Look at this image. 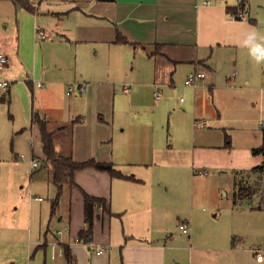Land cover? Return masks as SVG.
<instances>
[{"label":"crops","instance_id":"crops-1","mask_svg":"<svg viewBox=\"0 0 264 264\" xmlns=\"http://www.w3.org/2000/svg\"><path fill=\"white\" fill-rule=\"evenodd\" d=\"M27 1L31 10L12 0H0V53L7 58L0 68V81L9 83L8 91L0 88V103L9 99L14 114L15 99L26 100L24 126L30 132L28 157L32 158L29 175H18L22 167L18 159L25 157H19L15 145L7 153L1 148L4 128L0 124V238L15 233L19 224L15 216L18 207L13 205L24 198L15 188L17 182H28L29 193L37 191L45 180L34 171L43 165L49 171L48 183L53 184L52 168L44 162L41 129L34 119L37 115L47 130L55 133L58 152L70 154L76 163H111L134 180L92 167L76 170L73 183L63 185L58 206L53 209L51 204L44 239L32 240L27 247L25 264H68L63 247L69 248L74 264H264L262 208L237 206V181L230 205L211 213L219 219L225 211L219 223L198 208L194 196L187 215L180 218L179 201L147 179V160H153L163 146L156 115L152 122L144 116L148 100L157 110L163 102L162 89L173 87L174 76L180 71L184 80L205 73L211 91L216 75L209 63L214 53L211 45H223L219 36L228 46L241 40V34H217L212 23L217 19L222 28L248 27L245 18L237 22L226 11L243 5L246 17L245 3L230 7L222 5L223 0L210 6L199 5V0ZM117 34L127 43L115 42ZM43 83L48 86L45 90L55 85L86 86L84 93L74 95L77 98L69 102L68 111L64 110L68 120L53 128L44 114L34 109L36 90ZM185 87L194 92L200 88ZM26 127L13 129L19 139ZM33 160L38 161L36 168ZM53 192L54 199V184ZM84 194L104 199L107 208L94 209L88 241L79 236L86 227ZM33 199L43 200L40 196ZM242 220L251 226L238 233ZM182 221L189 223L187 234L179 230ZM41 222V215L30 210V227L38 225L41 232ZM12 258L10 252L8 260ZM8 260L0 256V264H10Z\"/></svg>","mask_w":264,"mask_h":264},{"label":"rangeland","instance_id":"rangeland-1","mask_svg":"<svg viewBox=\"0 0 264 264\" xmlns=\"http://www.w3.org/2000/svg\"><path fill=\"white\" fill-rule=\"evenodd\" d=\"M223 2L222 5L230 7L244 2L247 9L244 22L256 26L264 33V0ZM213 25L217 34L223 32L241 34L247 30V27L238 24L231 27L224 25L222 28L217 19L212 23V28ZM219 40L223 45L216 47L217 45L212 44L214 53L209 59V63L216 69L212 90H209L208 77L196 92L186 88L183 85L184 75L180 71L174 76L175 85L170 89H162L163 102L157 110L148 100L144 116L148 122H152L151 118L154 120L156 115L159 138L162 136L163 140L161 150L156 152L153 160H147L150 163L148 182L158 186L166 196L179 201L180 218L189 211V202L194 196L198 208L206 211L211 220L220 223L224 220L225 211L221 210L222 218L219 219L213 218L211 213L230 205L234 199L233 184L236 181L244 194L254 192L252 196L235 197L237 206L240 205L242 208L261 206L262 210L259 212L264 215V171L258 169L248 175L252 171L250 169L264 162V154L252 153V149L260 146L264 130V66H255L248 55V50L240 47L239 43L228 46L224 44L221 36ZM46 88L48 86L46 87L44 83L37 90L35 88L34 109L40 115L44 114L49 126L53 128L62 120H68L69 116H66L64 110L68 111L69 102L77 98L74 96L77 94L74 92L67 96L65 94L67 86L64 88V85H55L45 90ZM25 102L23 98L20 102L15 99L14 114L11 105L9 106V99L0 103V124L4 128L1 148L7 153L15 145L14 149L19 157L21 155L25 157L22 160L18 159L22 165L18 175L22 176H28L32 171L29 165L31 155L28 157L30 132L28 126H24ZM198 121L204 125H198L196 123ZM196 125L198 127H195ZM23 127H26L24 128L26 130L23 138L19 139L21 137L17 132L14 133L13 129ZM227 138L230 145H227ZM34 172L45 180L44 185L37 191L32 190L29 193L26 185L28 182H17L15 188L18 193L22 192L24 198L23 202L18 201V205L16 203L13 205L18 207L15 216L16 224H19L15 233L0 238V256L3 255L4 260H8L11 252L13 258L8 260L10 264L15 260L18 263H26L28 259L26 249L32 240L39 237L44 239L46 229L44 222L48 221V215L51 213L54 192L53 184L47 181L49 171L42 165ZM21 186L23 188H20ZM37 196L43 200H34L33 198ZM14 207L11 209L14 210ZM30 210L34 215L38 213L41 215V232H38V225L30 227L28 224ZM250 226L244 225L242 220V226L237 232L244 233ZM52 228L53 222L50 224V229Z\"/></svg>","mask_w":264,"mask_h":264},{"label":"trees","instance_id":"trees-1","mask_svg":"<svg viewBox=\"0 0 264 264\" xmlns=\"http://www.w3.org/2000/svg\"><path fill=\"white\" fill-rule=\"evenodd\" d=\"M15 4L20 5L24 7L27 10H31V6L29 5L27 0H12ZM98 2H114L115 0H96ZM244 6L240 5L237 10L235 8H227L226 11L228 14H231L234 16L239 10H243ZM236 19V18H235ZM115 42L117 43H127V40L123 38L121 35L117 34V37L115 39ZM159 47V46H157ZM35 121L39 123L40 129H41V138L43 143V153L46 156L45 163H49L50 167L52 168V182L55 185L57 189L56 197L52 200V208H56L59 203V199L62 194L63 185L65 183L71 185L73 183V173L76 170L84 169L87 167H92L99 171H106L111 176L118 177V178H124V179H130L134 180L133 177L125 176L121 174L119 171H117L114 166L111 163H100L93 160L76 163L72 160L70 154H62L58 152L55 149V142H54V136L55 133L49 132L46 128V124L43 121V119H40L39 116L35 115ZM75 123V120H73L69 126H72ZM66 129V126L60 128ZM59 129V130H60ZM229 140L228 138L226 139ZM252 153L254 154H264V130L262 132V142L260 146L252 149ZM261 169L264 171V162L262 165H259L257 167H254L253 170ZM242 188H238L236 191L237 197H243V196H252L254 192H248L244 194ZM96 207H100L103 210H107L106 208V201L101 198L91 197L87 194H84V218L86 222V227L84 230H82L79 234L80 239H83L84 241H88L90 239V236L92 234V228H93V213L94 209ZM63 254L67 260L68 264H74V259L69 251L68 247H63Z\"/></svg>","mask_w":264,"mask_h":264},{"label":"built area","instance_id":"built-area-1","mask_svg":"<svg viewBox=\"0 0 264 264\" xmlns=\"http://www.w3.org/2000/svg\"><path fill=\"white\" fill-rule=\"evenodd\" d=\"M221 0H199V5L201 6H210L214 2H220ZM234 18L241 20L245 18V10H239L234 16ZM39 37L42 39L44 38V35L42 32H40ZM7 63V58L3 53H0V68L3 67ZM206 80V74L203 72H197L194 75L190 76L189 78H186L184 80V85L190 88H197L200 86L201 82ZM37 86H41V84L38 82L36 84ZM0 88H2L5 92L8 91L9 88V83L6 81H0ZM86 91V86L84 84H78V85H68L66 94L68 96H71L74 92L75 93H84ZM180 101H183L181 98ZM198 125H204V124H199ZM38 166V161L33 160L32 161V167L36 168ZM41 199V198H40ZM39 199V200H40ZM179 229L187 234L189 232V223L186 221H182L179 223Z\"/></svg>","mask_w":264,"mask_h":264},{"label":"clouds","instance_id":"clouds-1","mask_svg":"<svg viewBox=\"0 0 264 264\" xmlns=\"http://www.w3.org/2000/svg\"><path fill=\"white\" fill-rule=\"evenodd\" d=\"M239 46L248 50L255 66H264V33L256 26L248 25L247 30L241 33Z\"/></svg>","mask_w":264,"mask_h":264}]
</instances>
